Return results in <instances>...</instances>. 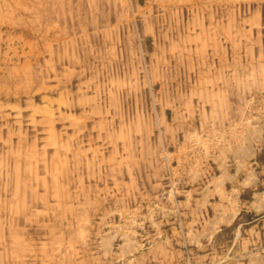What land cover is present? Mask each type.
Masks as SVG:
<instances>
[{
	"label": "rangeland",
	"instance_id": "obj_1",
	"mask_svg": "<svg viewBox=\"0 0 264 264\" xmlns=\"http://www.w3.org/2000/svg\"><path fill=\"white\" fill-rule=\"evenodd\" d=\"M225 166L263 187L264 0H0V264H264V215L199 237Z\"/></svg>",
	"mask_w": 264,
	"mask_h": 264
},
{
	"label": "crops",
	"instance_id": "obj_2",
	"mask_svg": "<svg viewBox=\"0 0 264 264\" xmlns=\"http://www.w3.org/2000/svg\"><path fill=\"white\" fill-rule=\"evenodd\" d=\"M261 147L262 145L260 144L256 148L252 147L255 155ZM249 158L252 161L253 156ZM223 168L224 170L221 175L213 180L212 184L214 187L211 186L203 190V194L205 195L203 202L208 201L209 213H211L212 218L205 220V228L199 230V232H202L199 235L200 238L206 236V238H210L223 226L229 227L233 225L242 213H251L258 217L264 215V183L263 187L259 189L260 180L254 178L258 174L254 170L248 172L249 177L247 176L242 181L243 183L240 180L238 186L233 185L232 189L229 190L227 184L229 182L233 183L242 169L239 167V169H236V172L232 173L226 166ZM212 200L215 202H212ZM184 204V206H187V202H184ZM195 217L199 218L200 214L198 215V212H195Z\"/></svg>",
	"mask_w": 264,
	"mask_h": 264
}]
</instances>
